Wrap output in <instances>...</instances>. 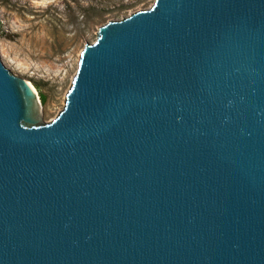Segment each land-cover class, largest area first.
Returning <instances> with one entry per match:
<instances>
[{
    "label": "water",
    "instance_id": "obj_1",
    "mask_svg": "<svg viewBox=\"0 0 264 264\" xmlns=\"http://www.w3.org/2000/svg\"><path fill=\"white\" fill-rule=\"evenodd\" d=\"M39 114L0 55V264H264V0L109 20Z\"/></svg>",
    "mask_w": 264,
    "mask_h": 264
},
{
    "label": "rangeland",
    "instance_id": "obj_2",
    "mask_svg": "<svg viewBox=\"0 0 264 264\" xmlns=\"http://www.w3.org/2000/svg\"><path fill=\"white\" fill-rule=\"evenodd\" d=\"M155 0H0V55L16 75L34 84L41 122L64 108L85 44L101 25ZM42 96L44 98H42Z\"/></svg>",
    "mask_w": 264,
    "mask_h": 264
},
{
    "label": "trees",
    "instance_id": "obj_3",
    "mask_svg": "<svg viewBox=\"0 0 264 264\" xmlns=\"http://www.w3.org/2000/svg\"><path fill=\"white\" fill-rule=\"evenodd\" d=\"M42 98H44V97L42 96Z\"/></svg>",
    "mask_w": 264,
    "mask_h": 264
}]
</instances>
